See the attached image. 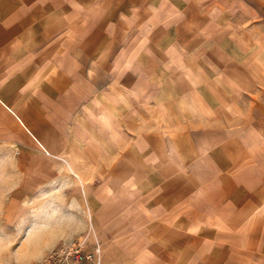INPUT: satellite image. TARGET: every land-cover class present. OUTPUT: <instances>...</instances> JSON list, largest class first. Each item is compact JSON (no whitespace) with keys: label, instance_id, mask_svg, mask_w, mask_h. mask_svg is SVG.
<instances>
[{"label":"crops","instance_id":"1","mask_svg":"<svg viewBox=\"0 0 264 264\" xmlns=\"http://www.w3.org/2000/svg\"><path fill=\"white\" fill-rule=\"evenodd\" d=\"M33 145L132 264H264V0H0V161Z\"/></svg>","mask_w":264,"mask_h":264},{"label":"rangeland","instance_id":"2","mask_svg":"<svg viewBox=\"0 0 264 264\" xmlns=\"http://www.w3.org/2000/svg\"><path fill=\"white\" fill-rule=\"evenodd\" d=\"M21 152L0 161V264H132L125 249L139 233L133 237L137 228L114 224L116 205L106 220L113 226H98L86 215V185L70 169L84 164L71 166L35 146ZM92 181L99 199L101 180ZM121 185L109 203L119 202L122 214L130 215L129 184Z\"/></svg>","mask_w":264,"mask_h":264}]
</instances>
